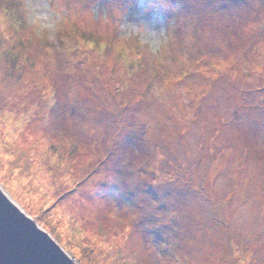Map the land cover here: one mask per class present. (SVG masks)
<instances>
[{"label": "rangeland", "instance_id": "obj_1", "mask_svg": "<svg viewBox=\"0 0 264 264\" xmlns=\"http://www.w3.org/2000/svg\"><path fill=\"white\" fill-rule=\"evenodd\" d=\"M0 186L77 264H264V0H0Z\"/></svg>", "mask_w": 264, "mask_h": 264}, {"label": "water", "instance_id": "obj_2", "mask_svg": "<svg viewBox=\"0 0 264 264\" xmlns=\"http://www.w3.org/2000/svg\"><path fill=\"white\" fill-rule=\"evenodd\" d=\"M1 188L0 264H77L46 230L20 211Z\"/></svg>", "mask_w": 264, "mask_h": 264}, {"label": "bare ground", "instance_id": "obj_3", "mask_svg": "<svg viewBox=\"0 0 264 264\" xmlns=\"http://www.w3.org/2000/svg\"><path fill=\"white\" fill-rule=\"evenodd\" d=\"M3 191V190H2ZM11 200V198H9ZM14 203V202H13ZM15 204V203H14ZM18 208V207H17Z\"/></svg>", "mask_w": 264, "mask_h": 264}]
</instances>
